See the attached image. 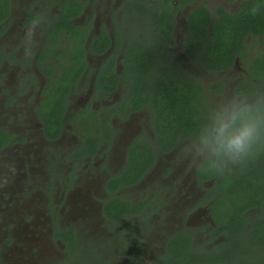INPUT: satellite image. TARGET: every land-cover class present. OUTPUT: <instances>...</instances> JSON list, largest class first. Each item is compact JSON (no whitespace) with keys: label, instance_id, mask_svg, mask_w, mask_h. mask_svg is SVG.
<instances>
[{"label":"flooded vegetation","instance_id":"flooded-vegetation-1","mask_svg":"<svg viewBox=\"0 0 264 264\" xmlns=\"http://www.w3.org/2000/svg\"><path fill=\"white\" fill-rule=\"evenodd\" d=\"M193 2L0 0V178H11L0 185V202H5L0 216L22 212L13 207L26 187L33 204L41 202V212L48 208L44 216L60 249L52 263L36 264H165L168 242L177 234L191 238L190 252L199 258L195 264H224L220 253L225 250L236 258L234 264L253 259L264 264V236L259 239L245 220L229 233L214 221L204 203L212 181L198 179L200 164L192 162L195 191L187 184L184 192L195 203L184 206L177 197L182 189L173 184L179 181L170 180L181 167L165 163L192 138L172 125V92L203 111L215 106L211 96L227 93L221 82L204 86L198 73L205 66L183 46L190 10L207 7ZM182 6L186 14L177 26L173 12ZM196 43L188 41L187 48ZM141 49H146L144 58L137 55ZM238 65L236 59L231 69ZM244 71L239 83L245 81ZM157 76L170 83L168 93ZM196 82L201 90H194ZM158 174L164 186L154 184L145 194ZM32 178H40L37 185L29 182ZM168 195L174 204L163 216L165 223H187L191 217L200 222L201 232L175 226L157 232L153 218H162ZM154 234L161 236L159 242H153ZM226 239L235 245L220 247ZM211 250L217 252L206 260Z\"/></svg>","mask_w":264,"mask_h":264},{"label":"trees","instance_id":"trees-1","mask_svg":"<svg viewBox=\"0 0 264 264\" xmlns=\"http://www.w3.org/2000/svg\"><path fill=\"white\" fill-rule=\"evenodd\" d=\"M183 1L180 0L181 3ZM257 4L260 5V11L253 16L250 10ZM166 5L170 6L169 1ZM159 18H163V15ZM187 19L190 24L184 37V48L189 53L197 54L207 70L222 72L231 69L236 59L244 57L248 37L260 38L264 35V0H242L234 12L225 11L221 7L212 12L204 5H198L190 10ZM199 40H204V43ZM188 41L198 43L195 44V48L188 49ZM146 54V49H141L137 55L144 58ZM190 58L196 60L195 56ZM144 63L149 68L150 60L145 59ZM248 64L246 67L248 76H245V81L238 83L235 91L250 97L264 95V60L254 57ZM157 80L162 81L168 93L170 83L166 84L159 76ZM196 84L194 90H201V85L198 82ZM191 90L192 88H189L188 92L191 93ZM197 94L198 92L193 91L192 95ZM217 94H221V91ZM168 100L172 108V125L175 131H183L185 135L193 137L206 121L210 110L198 109L196 104L190 103V100L185 101V98L177 96L175 91ZM231 167V172L222 175L211 170L206 164H200L196 174L198 179L201 182L212 181L204 203L211 208V215L222 231L229 233V230L243 225L245 220L260 239L264 236V151H261L255 160ZM224 245L234 246L235 240L226 239L220 247ZM168 250L170 257L164 261L165 264L198 263V254L190 252L191 238L185 234L175 235L168 242ZM215 252L217 251H206L205 259H211ZM229 252L230 250H225L220 253L221 262L227 264L232 259L233 263L229 261L228 264L237 263L236 258L228 255ZM252 264L261 263L258 259H253Z\"/></svg>","mask_w":264,"mask_h":264},{"label":"rangeland","instance_id":"rangeland-1","mask_svg":"<svg viewBox=\"0 0 264 264\" xmlns=\"http://www.w3.org/2000/svg\"><path fill=\"white\" fill-rule=\"evenodd\" d=\"M226 1V2H225ZM235 1V0H234ZM204 3L207 5V7L210 10H214L216 6H222L226 5L227 7H222L223 9L227 10L228 12H234L242 3V0H236L235 2L228 1V0H194V2L191 4L192 6L194 4ZM179 8V7H178ZM179 12H173V20H177V26L180 25V21L183 17H185L186 14V7L182 6L178 10ZM175 45V44H174ZM247 49L244 54V57H241L238 59L239 67H236L234 70H226L224 72L220 73H214L210 72L206 69L199 71L198 78L202 81L204 86H209V83H215V82H221L227 86V93L220 94V95H214L211 96L208 100L211 102V104H216L219 100L224 99L227 97V95L230 93L232 95L241 94V93H235L234 94V87L240 82V80L243 78V75L245 73L244 69H246L248 63L250 62L251 58L253 57H259L264 60V35L260 38L256 37H248L246 40ZM249 60V62H248ZM193 70L197 71L198 67L193 66ZM12 93L15 95L16 89L13 88ZM230 97V96H229ZM25 105H22L21 107L17 108L18 111L22 112L25 110ZM16 108H14L15 110ZM182 148V145L181 147ZM184 151V150H183ZM193 160L186 155L185 151L182 152V150L172 159L166 160L165 163L176 165L181 168L178 170H174L171 172L172 176L170 177V180H172L175 187L178 189H182L181 193L178 194L177 197L184 200L186 204H183L184 206L195 203L192 202V198H188L185 196V189H188V185H192V189L195 191V183L193 179V172L192 166L194 163H192ZM174 166H171L173 168ZM7 169V168H6ZM9 170V169H8ZM157 173V171H156ZM8 176L10 174V170L7 173ZM188 175V180L184 182L186 176ZM161 180H164V178L158 174L156 177L155 175L152 178V181L149 182L144 190L145 194L149 191L148 189L151 188L154 184L158 186H164V182L162 183ZM11 178H6L3 174V177L0 178V185H7L10 183ZM40 181V178H32L31 181H29L33 185H37ZM184 182V184H183ZM170 181H168V184ZM199 183L197 184V191H201V188L199 187ZM201 186V185H200ZM6 190H9L8 186H5ZM31 189V188H30ZM26 187L24 190L19 192V203L14 206L13 208L18 209V211H22L20 213L14 214L13 218H8L11 216H6L3 214V216H0V264H36L37 261H51L57 256L60 245L57 242V239H55L54 235L51 231V223L48 222L46 217L44 216L47 214L48 208L46 209V212L38 208H42L41 202L39 204H33V198H30L32 196V192ZM7 191H4V193ZM3 193V194H4ZM8 193V192H7ZM13 193V192H12ZM11 194V193H10ZM144 194V193H143ZM41 198H43L40 195ZM174 196L168 195V198L164 200L163 204V213L162 218L154 217L153 221L154 224H157V229L159 228L160 231H157L158 233L166 232L168 229L175 228L178 230H183L184 228H187L192 233L201 232V224L200 222H196L191 217H188L185 221L180 220L178 223L172 222L168 225L165 223L163 216L166 217L171 212L170 206L174 204L173 200ZM201 200V199H200ZM17 202V201H16ZM188 202V203H187ZM199 200L197 201V203ZM5 203V202H4ZM4 203L0 202V206L4 205ZM7 205L11 204L10 202H6ZM25 203V208L22 207V204ZM21 206V207H20ZM47 207V205H46ZM38 209V210H37ZM193 207H189L185 210L183 214V218H185V215L187 212L192 211ZM36 213H39L36 215ZM3 217H7L6 219H3ZM195 224H194V223ZM167 227V228H166ZM205 227H207L205 225ZM153 242H159L161 240L160 235H155L154 237H151ZM157 246V244H155ZM249 258V257H248ZM145 264V263H144Z\"/></svg>","mask_w":264,"mask_h":264},{"label":"clouds","instance_id":"clouds-1","mask_svg":"<svg viewBox=\"0 0 264 264\" xmlns=\"http://www.w3.org/2000/svg\"><path fill=\"white\" fill-rule=\"evenodd\" d=\"M259 11L257 4L250 14ZM182 150L195 163L222 175L231 172V166L255 160L264 151V95L236 94L219 100Z\"/></svg>","mask_w":264,"mask_h":264}]
</instances>
